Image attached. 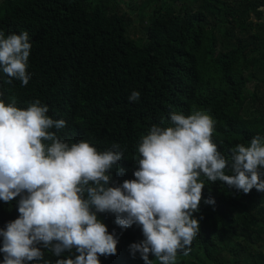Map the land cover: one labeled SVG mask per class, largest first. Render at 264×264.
I'll return each mask as SVG.
<instances>
[{
	"label": "trees",
	"instance_id": "trees-1",
	"mask_svg": "<svg viewBox=\"0 0 264 264\" xmlns=\"http://www.w3.org/2000/svg\"><path fill=\"white\" fill-rule=\"evenodd\" d=\"M134 15L143 35L137 39L129 36ZM25 31L31 78L26 86L7 83L0 70V100L14 96L26 109L39 99L46 115L66 121L57 136L69 144L83 140L98 151L119 144L124 156L114 167L125 171L110 170L109 186L135 179L142 136L153 125L170 126L172 112L209 114L212 141L229 158L237 143L264 137V0H0V32ZM134 90L140 99L130 102ZM200 179L193 213L200 231L177 264H264V192ZM209 197L214 205L204 203ZM18 200H0V229L19 216ZM97 216L118 241L117 253L99 256L100 264H145L129 248L144 239L141 228H121L111 213ZM37 247L43 259L26 264L78 254Z\"/></svg>",
	"mask_w": 264,
	"mask_h": 264
},
{
	"label": "clouds",
	"instance_id": "clouds-1",
	"mask_svg": "<svg viewBox=\"0 0 264 264\" xmlns=\"http://www.w3.org/2000/svg\"><path fill=\"white\" fill-rule=\"evenodd\" d=\"M28 32H0V70L26 86L31 50ZM132 91L130 102L140 99ZM39 99L26 109L0 100V200H18L19 216L0 229L2 264L41 260L42 245L56 256L75 249L74 258L55 264H100L99 256L117 253V239L97 213H111L121 228L137 225L144 239L129 245L145 264H177L200 231L199 211L206 177L248 194L264 192V137L237 143L224 156L212 141L215 121L206 112L170 113V126L153 125L138 145L135 179L109 186L110 170L124 156L119 144L98 151L87 141L67 143L57 136L63 119L46 115ZM163 122V118H162ZM55 129L56 131H51ZM228 169L231 174H226ZM214 205V198L204 200ZM45 264H49L45 261Z\"/></svg>",
	"mask_w": 264,
	"mask_h": 264
},
{
	"label": "rangeland",
	"instance_id": "rangeland-1",
	"mask_svg": "<svg viewBox=\"0 0 264 264\" xmlns=\"http://www.w3.org/2000/svg\"><path fill=\"white\" fill-rule=\"evenodd\" d=\"M140 3V1L138 2ZM122 10L129 11V7L127 5H121ZM134 24L133 28L129 32V36L132 38H140L143 37L142 32L140 31V21L138 20L137 16L134 15ZM3 261V253H0V264H2Z\"/></svg>",
	"mask_w": 264,
	"mask_h": 264
}]
</instances>
